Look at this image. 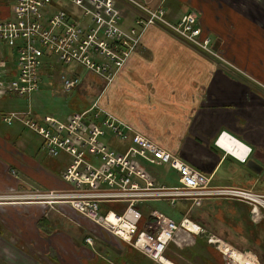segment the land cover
Masks as SVG:
<instances>
[{
  "label": "built area",
  "instance_id": "1",
  "mask_svg": "<svg viewBox=\"0 0 264 264\" xmlns=\"http://www.w3.org/2000/svg\"><path fill=\"white\" fill-rule=\"evenodd\" d=\"M141 12L131 27L122 23L117 0H7L0 15V101L9 96L30 97L38 91L41 61L57 58L63 65H75L102 79L105 85L128 63L149 27L159 25L187 45L220 59L211 48V40L202 29L196 11L187 12L178 23L165 18L158 0L150 8L140 0H121ZM221 60V59H220ZM77 78L66 79L71 90ZM7 126L17 122L40 138L47 155L66 157L59 174L64 186L57 190H30L9 194L16 202H35L49 206L64 205L91 227L84 243L92 246L96 238H115L155 264H163L170 244L181 233L191 235L190 226L201 235L202 228L189 218L194 207L208 198L236 199L250 208L252 220L264 211V196L249 190L211 186L212 176L194 169L158 143L107 113L98 100L64 121L45 116L36 118L30 108L1 115ZM220 139H232L220 133ZM240 145H243L240 143ZM241 163H245L250 148ZM224 150V149H223ZM231 155V154H230ZM160 166L168 171L161 176L167 185H159L149 170ZM152 201L175 207L187 203L179 222L156 210L141 206ZM202 232V233H201ZM211 237L208 242H216ZM230 250L225 264H261L251 252Z\"/></svg>",
  "mask_w": 264,
  "mask_h": 264
},
{
  "label": "crops",
  "instance_id": "2",
  "mask_svg": "<svg viewBox=\"0 0 264 264\" xmlns=\"http://www.w3.org/2000/svg\"><path fill=\"white\" fill-rule=\"evenodd\" d=\"M140 1L150 8L158 3V0ZM218 3L249 20L257 11L259 14L264 11V0H165L163 9L165 18L172 24L194 10L202 26L203 12L217 9ZM117 5L123 14L121 25L133 26L141 12L121 0H117ZM243 8L249 10V15L242 11ZM210 27L219 37L212 40L211 48L225 65L235 69H227L211 56L155 25L145 30L138 47L113 83L106 86L102 79L87 72L95 80L90 78L82 83L80 76L75 74L73 78L78 79V84L73 89L84 99L86 108L98 100L107 113L194 169L212 176L211 186L245 189L246 184H251L253 192L264 196V58L254 54L246 58V53L241 51L243 48L235 42L228 45V37L215 25L210 24ZM67 68L82 69L70 65ZM9 99L11 97L0 102ZM6 106L0 104V264H37L29 257L34 253L43 256L42 264H126L113 256H100L106 253L101 249L100 255L81 259L69 252L68 244L64 246L66 252H62V241L67 240L80 244L79 248H87L80 242L85 238L86 229L91 227L66 206L8 199L9 194L18 192L62 189L64 184L59 174L64 165L62 167V157L50 159L41 140L33 153L18 129L23 127L20 123L10 126L3 123L1 115L9 112ZM223 132L232 137L231 140L250 148L244 164L238 160L247 151L243 145L240 157L214 145ZM40 152L45 155L43 160L34 157ZM46 155L50 157L49 162H46ZM247 161H254L260 172L246 167ZM239 183L243 187L237 186ZM211 199L214 198L203 202ZM222 199L223 202L234 201L233 204L242 209L235 211L233 225L220 216L219 234L228 241L233 240L238 251L251 252L264 264V211L261 210L260 218L254 221L246 210L249 208L246 203ZM104 236L99 237L100 243L96 245L106 249L101 246L106 242ZM5 251L12 252L11 259L6 258ZM165 261L174 264L169 259ZM141 264L155 263L146 259Z\"/></svg>",
  "mask_w": 264,
  "mask_h": 264
},
{
  "label": "rangeland",
  "instance_id": "3",
  "mask_svg": "<svg viewBox=\"0 0 264 264\" xmlns=\"http://www.w3.org/2000/svg\"><path fill=\"white\" fill-rule=\"evenodd\" d=\"M6 1L7 0H5V2ZM242 1L249 2L251 0ZM220 5H222L223 7H220ZM225 7H227V5L218 3L216 5L217 9L204 11L203 16L201 17V27L209 36L211 43L212 40H216L217 38H219L217 33L213 31V28L210 27V24H213L223 36L225 34L226 37H228V45H230L229 43L235 42L236 46L243 48V50L241 51H244V53H246V58H249V56L253 54L254 56H262L264 58V30H262L259 24L255 23L252 19L249 20L236 10H229ZM242 11L249 15V10H247L246 8H243ZM251 13H254L255 15V11H252ZM260 14L262 15V21L264 22V11H260ZM218 56L220 57L219 54ZM211 58L215 59L219 63H222L227 69H235L231 65H225L220 59L216 57ZM70 67L75 66L70 65ZM40 68L38 91L31 95L30 106H28V102L26 99L19 97L17 98L15 96L6 97L5 99L10 97L11 99H9V101L7 102H0V104L7 105L6 107L8 108L9 112H23L30 108L32 113L38 115L39 117L50 116L60 121H64L70 114L81 112L86 109L87 104H85L84 99L81 98L78 91L76 89L66 91L64 88V81L66 79H72L76 74L80 76L79 81L84 83L90 78L94 79L93 76H88L89 74L83 69L67 68V65L58 63L57 58L53 56L43 59L41 61ZM96 82H98V80H96ZM88 99L89 98H86L85 100ZM18 129L19 131H21L22 137H24V142L27 143V147L34 153L37 150L36 146L39 143L40 138L26 128L20 126ZM34 155L36 159L39 158L43 160L45 157L43 152ZM46 158V162H49L50 160L48 159L50 157L46 155ZM62 161L67 162V158L62 157ZM63 165H65L64 162H62V167ZM149 170L155 177H157V182L159 185L171 184L166 183L161 178V176L164 175L168 177V174L164 173L163 169L160 166L152 167ZM216 177H218V175ZM237 186L243 187L240 183ZM243 188H245V190L253 192V190L251 189V184H249L248 186L246 184ZM222 200L223 199L221 197H218L208 201H204L201 206L194 207L190 211L188 215L189 218L193 222L197 223L202 228V232L204 233L201 232V235H188L184 233L178 235V237L170 244V247L167 251V259H169L174 264H225L227 261H229V256L227 254L228 252L226 253V251L222 250V245L228 246L229 249L233 250L234 252H244L238 251L235 248L233 240L228 241V239H226L223 235H220L218 232V226L219 224H221L220 216L225 220H228L229 223L233 225L235 221V217H233L235 211L237 210L238 212H240L242 209L239 205L233 204L235 203L234 201L233 203H231L228 201L223 202ZM227 203H231V205ZM187 207V203H177L176 206L173 207L165 202L157 201H152L141 206V208H143L145 211L156 210L175 222H179L182 217H184V213ZM246 210H248V208ZM231 213L233 215H230ZM63 225L64 224L62 223V227ZM85 232L86 237L87 229ZM211 237L216 238L217 241L209 243L208 240ZM100 240L99 238H96L92 246H88L84 243L85 247H87L85 249L79 248L80 244H74L68 240L62 241V252H66L64 250V246L68 244L71 247V249H69V252L74 253V255H76L78 259L93 256L95 257L96 254L100 255L99 249L104 250V252H109L110 249V253L114 255L113 257L116 260H121L124 256L128 257L130 255V253H127L128 251L126 247L115 238L104 236V240L106 242H103V245L101 244V246H105L106 249H103L102 247L96 245V243H100ZM82 242H84V240L80 243L82 244ZM5 253L6 258L11 259L12 252L5 251ZM29 257L33 261H36L37 264H42L43 262V256L41 254L34 253V255H30ZM23 258L25 259V257ZM145 260L146 259L144 258L143 261ZM141 262H139L138 264H140Z\"/></svg>",
  "mask_w": 264,
  "mask_h": 264
},
{
  "label": "bare ground",
  "instance_id": "4",
  "mask_svg": "<svg viewBox=\"0 0 264 264\" xmlns=\"http://www.w3.org/2000/svg\"><path fill=\"white\" fill-rule=\"evenodd\" d=\"M218 145H220L223 149H226L228 152L232 153L236 157H240L242 155L243 147L238 142H235L231 139L229 140L220 139L218 142ZM190 229L192 230L193 234L197 233L195 227L190 226ZM221 248L223 251H226V253L231 250L229 249L228 246H225V245H222ZM231 253H233L232 255L234 259H241V256L238 253L234 251L230 252V254ZM161 261L163 264H170L169 262L165 261V258H162Z\"/></svg>",
  "mask_w": 264,
  "mask_h": 264
},
{
  "label": "trees",
  "instance_id": "5",
  "mask_svg": "<svg viewBox=\"0 0 264 264\" xmlns=\"http://www.w3.org/2000/svg\"><path fill=\"white\" fill-rule=\"evenodd\" d=\"M5 7H6V2H5V0H0V15H4L5 13H6V11L4 10L5 9ZM164 173H167L168 174V171L167 170H164ZM164 177H165V175H164ZM248 213H249V208H248ZM125 247H126V249H127V253H130V255L128 256V257H126V256H124L123 258H122V260H123V262L124 263H126V264H138L139 262H143V260H144V256L142 255V254H140V253H138L137 251H135V250H133L132 248H130V247H128V246H126V245H124ZM170 247V246H169ZM169 249V248H168ZM168 251V250H167ZM111 251L109 250V252H106L105 253V255H100V256H109V257H112V256H114V255H112L111 253H110ZM168 254H167V252H166V256H167ZM118 256V255H117ZM143 257V258H142ZM168 258V257H167ZM143 259V260H142ZM145 259H147V258H145ZM141 262V263H142ZM140 263V264H141Z\"/></svg>",
  "mask_w": 264,
  "mask_h": 264
},
{
  "label": "flooded vegetation",
  "instance_id": "6",
  "mask_svg": "<svg viewBox=\"0 0 264 264\" xmlns=\"http://www.w3.org/2000/svg\"><path fill=\"white\" fill-rule=\"evenodd\" d=\"M262 11V10H261ZM252 20H254V22L255 23H257V24H259V26H260V28L262 29H264V22L262 21V17H261V15L259 14V11H257V15H255V16H252ZM262 29V30H263Z\"/></svg>",
  "mask_w": 264,
  "mask_h": 264
},
{
  "label": "water",
  "instance_id": "7",
  "mask_svg": "<svg viewBox=\"0 0 264 264\" xmlns=\"http://www.w3.org/2000/svg\"><path fill=\"white\" fill-rule=\"evenodd\" d=\"M246 167H248L250 170H252L254 172H260V170H261L260 167H258V165L254 161H247ZM256 167L258 169H256Z\"/></svg>",
  "mask_w": 264,
  "mask_h": 264
}]
</instances>
